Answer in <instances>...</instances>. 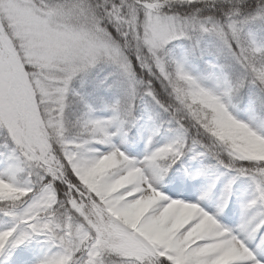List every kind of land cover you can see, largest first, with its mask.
Returning <instances> with one entry per match:
<instances>
[{
	"label": "snow or ice",
	"instance_id": "1",
	"mask_svg": "<svg viewBox=\"0 0 264 264\" xmlns=\"http://www.w3.org/2000/svg\"><path fill=\"white\" fill-rule=\"evenodd\" d=\"M0 264H264V0H0Z\"/></svg>",
	"mask_w": 264,
	"mask_h": 264
},
{
	"label": "rangeland",
	"instance_id": "2",
	"mask_svg": "<svg viewBox=\"0 0 264 264\" xmlns=\"http://www.w3.org/2000/svg\"><path fill=\"white\" fill-rule=\"evenodd\" d=\"M114 97L112 95H109L108 97L105 98V103H111L113 101ZM101 115L107 116L110 115L108 112H101ZM133 131H136V129H133ZM144 147L143 141H141L140 146H139V151L142 152ZM233 210L234 215L238 219V214H239V204L234 202L233 205L230 206ZM227 222V221H226Z\"/></svg>",
	"mask_w": 264,
	"mask_h": 264
}]
</instances>
